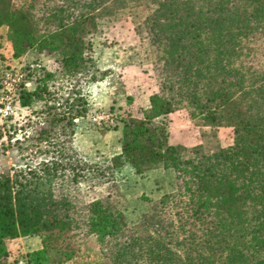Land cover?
Masks as SVG:
<instances>
[{"label":"trees","instance_id":"16d2710c","mask_svg":"<svg viewBox=\"0 0 264 264\" xmlns=\"http://www.w3.org/2000/svg\"><path fill=\"white\" fill-rule=\"evenodd\" d=\"M152 1L145 26L159 52L160 90L143 117L124 120L121 154L111 165L128 163L136 173L159 163L172 167L177 191L133 227L108 198L76 204L66 185L111 171L84 164L67 143L74 120L88 107L80 92L58 96L49 86L56 75L39 74L33 90L19 92L28 116L0 128L9 141L33 128L34 152L48 156L0 170V264H10L7 241L38 236L41 247L25 262L60 264L75 254L73 238L89 234L111 264H264V70L254 78L238 71L234 79L230 68L246 51L263 49L249 40L264 23V0ZM37 2L0 0V28L6 27L14 56L46 51L61 75L94 80L87 36L126 0H66L39 9ZM240 78L255 86L240 87L235 96L231 86ZM35 102L42 103L40 110L31 109ZM181 102L214 125H232L233 144L210 152L202 146L161 150L160 128L151 121Z\"/></svg>","mask_w":264,"mask_h":264},{"label":"rangeland","instance_id":"374dc122","mask_svg":"<svg viewBox=\"0 0 264 264\" xmlns=\"http://www.w3.org/2000/svg\"><path fill=\"white\" fill-rule=\"evenodd\" d=\"M64 1L39 0L37 7L39 9L43 4L51 8ZM14 2L19 6L25 5L27 0ZM122 4L112 16L98 19L99 30L87 36L91 46L87 55L92 58L91 74L95 76L94 80L86 81L79 73L72 78L61 75L60 64L46 51L30 50L15 57L7 29L3 27L0 32V83L6 72L22 73L31 80L27 89L33 90L39 74L49 72L56 75L49 86L58 96L65 98L73 89L80 92L88 107L82 116L74 120V132L67 143L84 164L98 167L105 173L110 170L111 174H105L106 178L101 176L99 179L69 184L66 189L71 199L79 205L108 198L114 208L123 214L127 224L133 227L149 214L154 203L165 195L175 193L177 183L174 169L161 163L140 173H136L128 163L118 161L115 166L111 165L112 158L121 154L124 120L143 117V110L149 107L150 96L160 90L161 78L157 65L159 52L150 41L145 26L155 2L126 0ZM251 37L250 43L254 42L263 49L257 52L255 47L252 53L246 51L242 59L231 63V77L234 79L237 76L232 74L238 71H249L248 75L254 78L252 74L264 70V23L255 29ZM32 64H39L40 67L31 69ZM250 84V88L255 86L252 85L255 83L240 78L231 86V91L235 96L240 95L241 88H247ZM41 108V102H35L31 107L35 110ZM28 114L29 109L17 103L8 119H0V128L20 123ZM151 123L160 128L158 142L162 144L161 150L166 146H175L184 152L202 146L210 152L234 142L232 125H214L198 109L191 113L186 102H181L172 112L154 118ZM34 134L33 128L27 127L18 131L10 141L5 135L0 137V170L25 164L35 165L48 157L34 152ZM73 242L75 254L60 264H111L102 253L95 234L75 236ZM7 246V260L10 264H16L19 258L23 257L26 261L27 253L36 250L37 246L41 247V239L38 236L19 237L7 241Z\"/></svg>","mask_w":264,"mask_h":264},{"label":"built area","instance_id":"2783aa9c","mask_svg":"<svg viewBox=\"0 0 264 264\" xmlns=\"http://www.w3.org/2000/svg\"><path fill=\"white\" fill-rule=\"evenodd\" d=\"M31 69L40 67L39 64L30 65ZM31 80L22 73L6 72L0 83V119H8L17 103L19 92L23 88H29ZM16 264H26L23 258H19Z\"/></svg>","mask_w":264,"mask_h":264},{"label":"crops","instance_id":"0c3cea01","mask_svg":"<svg viewBox=\"0 0 264 264\" xmlns=\"http://www.w3.org/2000/svg\"><path fill=\"white\" fill-rule=\"evenodd\" d=\"M2 30H3V29H2V28H0V32H2ZM38 248H40V246H37V247H36V249H38Z\"/></svg>","mask_w":264,"mask_h":264}]
</instances>
